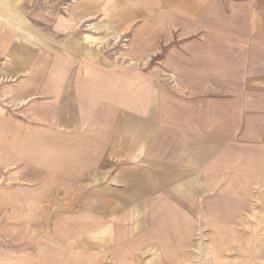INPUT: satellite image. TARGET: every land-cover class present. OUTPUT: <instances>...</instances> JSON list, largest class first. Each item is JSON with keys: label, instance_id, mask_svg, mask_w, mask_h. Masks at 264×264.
I'll return each instance as SVG.
<instances>
[{"label": "rangeland", "instance_id": "obj_1", "mask_svg": "<svg viewBox=\"0 0 264 264\" xmlns=\"http://www.w3.org/2000/svg\"><path fill=\"white\" fill-rule=\"evenodd\" d=\"M185 2L186 21L169 6L177 1L150 0L156 12L154 24L148 28L147 19L140 18L121 29L115 11L123 8L125 12L134 0H0V228L7 237L25 235L32 248L52 244L59 250V264H264V256L260 257L264 252V168L259 170L255 160L258 148L252 147V158L244 161L242 137L246 119L258 122L264 115V61L246 57L243 49V41L264 39L260 30H264V0ZM84 5L100 12L82 19L69 16L68 9ZM251 15L256 17L255 24ZM67 25L76 26V38L84 37L88 57L104 64L129 62L133 28L159 41L168 49L166 53L183 39H196L199 30L203 39L219 42L223 60L227 47H234L235 64L219 66L217 88L220 132L230 130L232 121L238 127L234 153L228 154L227 147H232L223 144L217 155H208L211 161L200 177L204 191L195 199L200 207L134 209L132 192L121 191L126 186L113 184L111 178L92 183L84 193L88 199L81 202L82 192L74 186L53 178L59 186L51 187L50 176L36 177L33 117L24 115L23 102L15 97L20 95V82L26 80L25 62L33 66L41 51L44 58L56 56L48 42L64 41L71 32ZM181 25L185 29L180 33ZM42 40L45 47L41 49ZM161 58L134 59V70H156L153 63ZM18 67L24 71L15 72ZM233 67L234 77L228 80L226 72ZM169 83L174 87V82ZM230 92L235 94L233 105ZM51 188L70 190L54 193ZM22 219L26 225L15 223ZM41 232L57 233L59 238L33 237ZM79 233L89 234L88 240L71 239Z\"/></svg>", "mask_w": 264, "mask_h": 264}, {"label": "crops", "instance_id": "obj_2", "mask_svg": "<svg viewBox=\"0 0 264 264\" xmlns=\"http://www.w3.org/2000/svg\"><path fill=\"white\" fill-rule=\"evenodd\" d=\"M175 1L169 5L171 10L183 14L182 22L186 21L185 0ZM127 6L125 12L123 8L113 10L121 29L140 18L147 19L148 28L154 24L156 12L150 0H134ZM90 7L68 9L69 16L82 19L100 12V8ZM250 17L255 24L256 17ZM66 28L71 32L64 41L48 42L50 49L57 51L56 56L44 58L41 51L36 53L33 66L25 62L28 73L19 84L20 95L15 97L23 102L24 115L33 117L36 177L50 176L51 187L59 186L53 178L67 187L74 186L82 192L81 202L88 199L84 193L92 183L111 178L113 184L126 186L121 191L132 192L134 209L200 207L195 199L204 191L200 177L211 161L208 155H217L223 144L231 145V150L226 149L228 154L234 153L238 127L232 121L230 130L220 132L217 90L219 66L235 64L234 47H227L225 61L219 56V42L203 39L199 30L196 39H183L166 53L168 49L159 41L133 28L129 62L104 64L88 57L84 37H75V25ZM184 29L181 25L180 33ZM44 47L42 40L39 48ZM243 49L246 57L264 61V39L243 41ZM17 53L24 60L30 59ZM154 56H162L161 62L153 63L156 70H134V59L148 62ZM15 69L24 71L22 67ZM234 73V67L231 72L227 70L226 79H232ZM230 95L233 105L235 94ZM242 129L244 161L252 158V147L258 148L255 160L263 170L264 115L260 114L258 122L246 119ZM15 223L26 225V220ZM88 235L79 233L71 239L83 242ZM33 237L45 241L59 238L53 232ZM27 242L25 235L7 237L0 228V264H59V250L52 244L42 249L28 247ZM262 256L264 252H260Z\"/></svg>", "mask_w": 264, "mask_h": 264}]
</instances>
